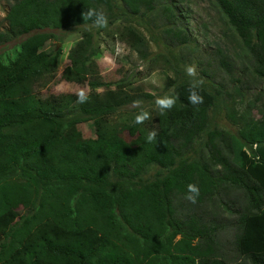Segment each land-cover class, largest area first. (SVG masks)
I'll return each mask as SVG.
<instances>
[{
  "label": "trees",
  "instance_id": "obj_1",
  "mask_svg": "<svg viewBox=\"0 0 264 264\" xmlns=\"http://www.w3.org/2000/svg\"><path fill=\"white\" fill-rule=\"evenodd\" d=\"M213 1L264 81V0ZM89 8L103 11L109 26L127 23L121 35L141 58L150 46L138 25L153 17L170 46L189 41L166 1L15 0L0 46L27 37L12 57L0 55V264H264V120L242 118L237 135L211 129L221 92L203 84L197 110L182 73L171 82L176 106L158 110L150 130L125 125L133 138L126 141L109 117L153 97L110 90L96 77L95 36L106 28L83 19ZM46 30H82L61 79L87 84V103L72 94L36 97L35 85L56 73L61 55L46 50L57 39ZM102 87L104 94L95 92ZM87 122L93 139L73 132ZM153 129L156 145L146 142ZM189 183L200 188L195 204L185 199ZM206 206L235 220L218 221ZM227 227L234 232L229 257L221 242Z\"/></svg>",
  "mask_w": 264,
  "mask_h": 264
},
{
  "label": "rangeland",
  "instance_id": "obj_2",
  "mask_svg": "<svg viewBox=\"0 0 264 264\" xmlns=\"http://www.w3.org/2000/svg\"><path fill=\"white\" fill-rule=\"evenodd\" d=\"M165 1L174 8L180 26L189 38L188 43L170 46L160 31L161 20L153 17L150 24L140 22L138 25L150 46L149 54L146 58H141L121 35L128 24L119 21L95 36L99 46V53L93 58L96 77L111 84L110 90L120 86L128 95L152 96L153 99H144L142 105L152 116V119L144 122L149 130L156 126L158 117L155 99L169 92L171 82L176 80L177 75L181 76L183 73L184 77H188L185 66L190 64L197 65L203 84L221 92L220 104L210 113L211 129L237 135L242 127V118L264 120V81L254 75L249 53L216 3L213 0H155L157 5ZM14 2L15 0H0V33L8 31L6 16ZM46 32L57 38L47 43L46 50L57 49L61 51V55L56 73L42 77L35 85L36 97L46 99L50 96L77 95L80 90L89 94L91 89L87 84L78 85L61 79L62 72L70 65L68 56L71 50L82 38V30ZM90 32L96 35L98 30L92 29ZM26 37L13 39L0 46V55L12 57ZM224 63H227L226 66ZM106 90L108 89L102 87L95 92L104 94ZM138 110L130 104L108 119V123L119 130L128 142L133 138L123 127L134 121V114ZM73 132L82 139L95 137L92 122L76 125ZM156 171L152 169L150 176H154ZM13 206L21 212L20 198L14 200ZM206 212L210 216H216L218 221L235 220V216L214 211L209 206H206ZM233 233V228L227 227L221 235L222 253L228 257L233 253Z\"/></svg>",
  "mask_w": 264,
  "mask_h": 264
},
{
  "label": "clouds",
  "instance_id": "obj_3",
  "mask_svg": "<svg viewBox=\"0 0 264 264\" xmlns=\"http://www.w3.org/2000/svg\"><path fill=\"white\" fill-rule=\"evenodd\" d=\"M84 20H90L92 23L98 28H107L108 25V17L103 11H99L94 8H89L87 12L83 16ZM185 73L188 77L191 78L189 83V87L187 89L188 92V102L197 108L204 103V96L201 94L203 91L202 85L204 83L203 78L198 75V67L196 64H190L185 66ZM179 99V95L176 93L175 88L169 90L163 96H158L155 99V106L159 110L161 115H164L168 110L174 108ZM89 100L88 94L84 90H80L77 94V102L78 103H87ZM133 107L139 109L134 114L133 123L136 125H141L145 121L152 119L150 111L146 110L142 105L143 101L135 100L132 102ZM158 132L153 129L148 132L146 136V142L149 144H157ZM200 196V188L197 184L189 183L187 185V191L185 193V199L190 203L195 204Z\"/></svg>",
  "mask_w": 264,
  "mask_h": 264
}]
</instances>
